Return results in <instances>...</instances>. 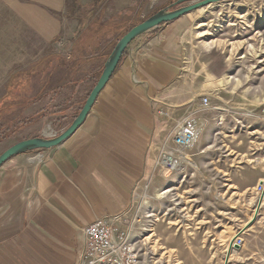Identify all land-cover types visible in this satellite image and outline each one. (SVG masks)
Returning a JSON list of instances; mask_svg holds the SVG:
<instances>
[{
  "label": "crops",
  "instance_id": "crops-1",
  "mask_svg": "<svg viewBox=\"0 0 264 264\" xmlns=\"http://www.w3.org/2000/svg\"><path fill=\"white\" fill-rule=\"evenodd\" d=\"M146 7L147 0H0V130L18 127L16 142L64 131L116 38L145 19ZM194 16L133 39L68 138L0 166V264H78L84 227L129 211L139 183L154 173L158 150L184 117L172 102L173 87ZM263 180L264 172L258 184Z\"/></svg>",
  "mask_w": 264,
  "mask_h": 264
},
{
  "label": "rangeland",
  "instance_id": "rangeland-1",
  "mask_svg": "<svg viewBox=\"0 0 264 264\" xmlns=\"http://www.w3.org/2000/svg\"><path fill=\"white\" fill-rule=\"evenodd\" d=\"M174 1L150 7L147 0L141 12L146 18ZM194 13L172 102L179 116L195 111L204 125L177 170L155 166L136 188L129 218L145 264H224L232 236L264 193V187L256 192L264 172V119L255 113L264 102V0H225ZM203 96L209 99L204 110ZM17 132L0 142V153L21 137ZM261 206L259 222L240 235L227 264H264V200Z\"/></svg>",
  "mask_w": 264,
  "mask_h": 264
},
{
  "label": "built area",
  "instance_id": "built-area-1",
  "mask_svg": "<svg viewBox=\"0 0 264 264\" xmlns=\"http://www.w3.org/2000/svg\"><path fill=\"white\" fill-rule=\"evenodd\" d=\"M201 109L209 108V99L201 98ZM159 114L167 116L165 110L159 109ZM264 119V102L255 112ZM250 114L253 115L252 112ZM204 121L192 112L175 121L166 142L158 150L155 166L170 171L177 170L185 159V149L200 137ZM167 141L170 143L166 145ZM264 181V180H263ZM259 183L256 192L263 190ZM134 219L129 218V211L115 217H100L89 223L83 229L85 244L79 254L78 264H145L136 249L132 238ZM241 236L235 243L242 244Z\"/></svg>",
  "mask_w": 264,
  "mask_h": 264
},
{
  "label": "water",
  "instance_id": "water-1",
  "mask_svg": "<svg viewBox=\"0 0 264 264\" xmlns=\"http://www.w3.org/2000/svg\"><path fill=\"white\" fill-rule=\"evenodd\" d=\"M221 1H225V0H176L173 3L167 5L166 7L156 11L149 17L145 18L143 21L132 26L115 43L113 49L111 50L109 56L107 57L104 63L102 72L97 78L94 86L90 90L83 105L80 107L78 113L72 120L71 124L60 134L53 137L35 136V137L22 139L20 141L13 143L12 145L8 146L0 153V166L13 155L35 149L50 148L60 144L62 141L68 138L82 123L86 114L90 110L94 100L96 99L97 95L112 76L123 52L129 45V43L137 36L149 31L152 28L159 26L162 23L173 21L181 17L182 15L190 13L203 6H207L209 4L217 3ZM261 184L264 185V181H261ZM263 197H264V193H261L253 217L247 222V224L244 227L239 229V231L232 237L225 256L224 264H227L229 260L231 249L232 248L238 249L240 247L238 244L235 243V239L239 237L255 221Z\"/></svg>",
  "mask_w": 264,
  "mask_h": 264
},
{
  "label": "trees",
  "instance_id": "trees-1",
  "mask_svg": "<svg viewBox=\"0 0 264 264\" xmlns=\"http://www.w3.org/2000/svg\"><path fill=\"white\" fill-rule=\"evenodd\" d=\"M171 3H173V2H171ZM170 3V4H171ZM136 24V23H135ZM135 24H132V25H130L127 29H125L117 38H116V41L113 43V46H112V49H113V47H114V45H115V43L118 41V39L123 35V34H125L132 26H134ZM33 100V99H32ZM32 100H30V101H28V102H31ZM22 121V124L23 125H25V124H29V123H31L32 121H34V118H32V119H23V120H21ZM20 122V121H19ZM10 124L11 123H9L6 127H5V129L4 130H0V142L3 140V139H5L6 137H7V134L8 133H11V132H13V130L15 129V127L13 128V129H9V126H10Z\"/></svg>",
  "mask_w": 264,
  "mask_h": 264
},
{
  "label": "bare ground",
  "instance_id": "bare-ground-1",
  "mask_svg": "<svg viewBox=\"0 0 264 264\" xmlns=\"http://www.w3.org/2000/svg\"><path fill=\"white\" fill-rule=\"evenodd\" d=\"M166 191H169V190H166ZM161 193V192H160ZM263 200H264V197H263ZM236 233H234V235H235ZM233 237V236H232Z\"/></svg>",
  "mask_w": 264,
  "mask_h": 264
},
{
  "label": "flooded vegetation",
  "instance_id": "flooded-vegetation-1",
  "mask_svg": "<svg viewBox=\"0 0 264 264\" xmlns=\"http://www.w3.org/2000/svg\"><path fill=\"white\" fill-rule=\"evenodd\" d=\"M176 7V6H175Z\"/></svg>",
  "mask_w": 264,
  "mask_h": 264
}]
</instances>
